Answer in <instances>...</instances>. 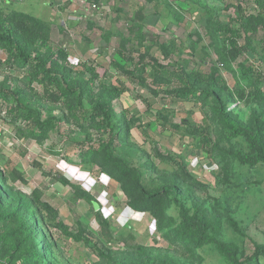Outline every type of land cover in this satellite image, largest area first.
Returning a JSON list of instances; mask_svg holds the SVG:
<instances>
[{
    "label": "rangeland",
    "instance_id": "rangeland-1",
    "mask_svg": "<svg viewBox=\"0 0 264 264\" xmlns=\"http://www.w3.org/2000/svg\"><path fill=\"white\" fill-rule=\"evenodd\" d=\"M16 13L42 22L50 46L68 53L65 65L73 79L87 85L85 93L101 85L121 92L112 101L122 127V134L114 139L113 154L142 173L146 190L172 184L170 175L176 165L161 161L155 152L169 155L204 187L192 190L178 184L181 205L189 216L203 215L211 234L221 243L236 246L242 261L256 245L264 247V163L247 167L233 161L227 153L246 150L240 139H223L220 149L208 156L200 138L183 129L174 131L171 124L182 121L202 126L205 109L200 103L167 94L176 85L172 77L154 76L156 63L167 73L181 66L207 75L216 68L227 88L235 90L236 78L244 84L237 72V63L243 62L253 66L251 74L262 75L264 88V55L258 47L229 68L217 55L219 27H234L237 17L262 13L255 0H0V17ZM263 34L264 28L259 38ZM258 42L253 41L259 46ZM92 70L98 78L91 85ZM142 79L148 89L140 84ZM0 88L6 95L0 99V174L4 180L0 179V213L11 215L0 220V264H33L21 260L22 250L14 251L15 241L26 233L20 234L24 228L18 216L11 214L18 204L33 216V192L56 213L54 221L43 214L39 225L50 264H228L214 244L200 248L172 244L148 213L127 208L119 183L97 164L84 162V152L109 141L110 133L67 121L62 102H50L42 86L24 70L0 67ZM82 103L89 111L88 99ZM229 109L243 123L255 110L264 135V104L235 102ZM43 127L47 131L41 136ZM210 138L216 140L213 129ZM76 187L86 191L91 202L78 199L73 192ZM9 203L13 206L6 210ZM167 215L180 220L173 203ZM100 220L107 223L106 228ZM229 220L236 222L239 233ZM57 222L73 235L82 233L100 253L62 234L53 226ZM244 264H264V257Z\"/></svg>",
    "mask_w": 264,
    "mask_h": 264
},
{
    "label": "trees",
    "instance_id": "trees-1",
    "mask_svg": "<svg viewBox=\"0 0 264 264\" xmlns=\"http://www.w3.org/2000/svg\"><path fill=\"white\" fill-rule=\"evenodd\" d=\"M255 2L262 8V13L239 16L234 21V27L227 25L218 29L221 34V44L217 55L221 64H226L228 68L245 52L253 53L257 47L264 55V34L259 38V33L264 28V0H255ZM255 40L259 41V46L254 45ZM0 52L4 55L0 56V67H16L18 70L26 71L31 80L37 81L42 86L43 94L50 102H62L67 121L85 128H103L104 132L110 133L109 141L100 143L97 149L91 146L84 152V162L97 164L103 173L119 183L127 198V208L133 212L148 213L153 218L156 229L164 231L165 237L170 238L172 244H181L184 248L190 246L200 248L203 245L214 244L220 256L228 264L254 263L258 256L264 257V247L256 245L249 258L240 260L236 246L221 243L211 234L209 224L203 215L197 213L188 215L181 205L182 190L178 184L192 190H201L204 187L186 171L182 163L175 161L171 156L155 152V156L161 161L174 162L176 165V170L170 175L172 184L151 190H146L142 186V173L122 163L113 154L112 145L114 139L122 134V127L117 123L112 101L121 92L115 87L101 85L98 90L85 93L87 85L73 79L65 65L68 53L62 48L53 49L50 46L48 33L39 19L22 13L0 17ZM115 67L124 74H129L126 69L117 65ZM155 67L154 76L167 74L176 81L175 87L167 91V94L187 102L200 103L205 109L206 121L202 126L182 121L180 124H171L170 127L174 131L179 132L183 129L185 134L200 138L202 147L206 149L203 150L208 156H211V150L220 149L223 139L227 141L240 139L245 144L246 150L231 151L227 155L240 166L255 167L259 163H264L263 123L255 114V110L252 111L248 122L243 123L236 119L229 109V106L235 102L264 104L263 77L258 72L251 74L254 72L253 66H246L243 62L237 63V72L241 73L244 84L236 78L238 87L235 90L227 88L216 68H212L207 75H202L194 71L188 72L181 66L169 73L157 63ZM232 72L236 73V71ZM90 76L89 84L92 85L97 80L98 74L92 70ZM140 84L148 89L144 79ZM149 91L155 94L150 88ZM83 98L88 99L91 106L89 111L83 107ZM0 99H6L1 88ZM212 129L216 132L214 141L210 138ZM46 131V127H43L39 134L42 136ZM3 181L1 179L2 183ZM60 181L63 184L68 183L64 178H60ZM73 192L78 199L91 202V197L86 191L76 187ZM170 203L179 208L178 222L167 215ZM17 205L11 214L18 216L20 228H24L20 234L26 233V236L22 240L15 241L14 251L22 250L20 255L23 262L50 264L45 255L46 242L39 234V225L43 222V214L49 215L54 221L56 213L50 205L39 199L36 192H33L30 200L33 216ZM12 206L13 203H9L6 210ZM9 215L1 212L0 220ZM229 224L237 233L240 232L235 221L229 220ZM53 226L62 234L83 242L91 246L97 254L100 253L82 233L73 235L59 222L53 223ZM100 226L104 229L107 223L100 220ZM25 243L27 246L23 247Z\"/></svg>",
    "mask_w": 264,
    "mask_h": 264
}]
</instances>
